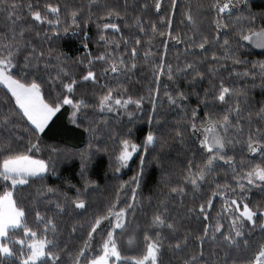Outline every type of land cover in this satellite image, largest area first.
<instances>
[{"label":"snow or ice","instance_id":"obj_1","mask_svg":"<svg viewBox=\"0 0 264 264\" xmlns=\"http://www.w3.org/2000/svg\"><path fill=\"white\" fill-rule=\"evenodd\" d=\"M245 2L246 0H236V3L233 0H209L206 5L198 4L195 8L189 2L183 6L180 21L188 31L181 32L174 28L175 11L180 7L178 0H169L168 12L159 16L158 21L147 22L145 13L154 9L153 14L158 15L165 8L163 0H151V3L148 0L143 3L133 0L131 4L129 0H124L123 4L120 0H85L79 6L71 5L65 0L63 10L59 3H46L41 9L31 3L22 5L16 3V0H0V14H3L10 32V35L0 39V85L6 89L7 102L11 105L14 100L10 111L0 116V128L9 130L8 135H0V264H62L65 256L67 264H165L162 258L165 238L161 231L164 228L175 241L174 244L168 243V249L173 253L176 264H264V240L256 242L253 247L244 231L251 226L252 229L258 227L264 232V202L252 206L246 197L247 190L252 186L264 191V103L256 110L247 108V91L226 85L219 75L230 60V75H251L255 79L258 69L260 86L264 88V61L253 62L252 68L238 71L247 61L236 57L227 37L230 28L239 26L238 35L241 40L264 48V24L256 28L255 14L240 15L232 24L225 19L226 14L230 16L237 10L236 4ZM25 8L32 23H23ZM202 9L214 14L211 20L214 36L210 37L203 28ZM133 12L136 14L129 24V16ZM261 18L264 20V13ZM69 21L77 28L81 22L85 27L95 22L100 32L99 40L104 41L105 50L99 55H93L88 43L83 42L85 54L73 61V65H83L82 70H75L68 63L69 58L65 53L51 47L45 50L31 39H26L36 23L40 26L47 24L53 32L58 33L61 26L67 25ZM120 21H123L125 27L138 29V34L132 37L121 35L124 53L110 50L109 45L115 44L119 48L120 44L106 35V30L109 29L113 33H120ZM63 31L67 32L68 28L65 26ZM84 35L87 38L88 33L85 32ZM222 35L224 39L221 42ZM36 36L50 40L46 33L42 36L36 31ZM157 37L162 38L159 45L165 51L158 54L159 61L154 62L151 59L154 55L151 49ZM169 41L183 43L186 56L197 55L193 52L195 49L207 53L214 45L220 46L221 54L212 51L211 60L206 56L200 61L185 59L173 66L165 60ZM141 46H145L143 62L151 67L156 85L148 90L152 104V111L148 115L149 130L143 140L137 143L130 138L132 130L129 129L120 138L116 150L110 154L115 172L119 173L129 167L134 156L140 158L139 171L129 181L120 183L116 188L114 201L106 203L103 209L90 215L85 224L72 225L70 237L78 228H87L81 246L72 247L69 243H64L61 248L57 239L60 232L55 222L56 217L66 209L87 211L88 194L97 187V182L89 179L86 171L91 154L81 153L80 175L84 188H76L74 196L47 185L35 189L34 203L47 199L49 195L55 197L51 201L55 207L52 215L35 211V227L27 222L29 209L16 198V190L18 186H27L33 180H43L44 174L49 171L46 161L35 158L33 153L42 151L43 133L49 121L64 106L71 108V123L80 126L87 121L84 130L93 139L101 128L109 127L107 113L114 112L117 116L126 114L132 118L135 114L128 111V106L135 104L137 110L141 109L144 97L134 99L129 95L125 98L127 88L120 83L115 87L102 85L107 90L95 105H89L86 100L89 95L88 86L95 88L100 83L95 70L96 62H103L102 72L105 75L112 73L128 76L138 66ZM202 64L208 65L206 70H201ZM29 68L33 69L31 74L26 71ZM43 75L47 76V80L42 78ZM165 76L174 83L184 77L185 82L193 89L188 92L177 85L175 94L168 91L164 93L170 105L183 109L176 126L170 130L173 133L170 137L157 134L151 128L157 111L160 84ZM205 78L208 79L209 87L204 88L201 94L195 90V84ZM217 79L219 83H216ZM46 87L48 91H45ZM164 87L167 89L168 85L165 84ZM193 95L196 97L195 106H188L184 102H189ZM225 104L227 108L221 110L220 106ZM90 107L97 110L99 119H89L87 112L81 115L82 110ZM21 128L23 134H18L17 130ZM188 136H195L198 140L202 162L194 168L193 160H189L187 167L181 170L180 176L173 182V176L167 171L164 160L161 156L156 157L162 170L161 182L167 191L161 190L155 197L156 208L144 226L137 223L129 232L137 205L142 204L138 189L147 154L150 150H156L157 146L162 154L163 149L168 146L169 138L185 143ZM237 144L242 146L241 151L246 149L248 153L241 156L239 163L234 154ZM97 151L107 152L108 149L97 147ZM230 151L232 155H229ZM256 154L260 160L254 163ZM217 161H223L230 169L231 181L226 178L224 183L217 182ZM205 181L211 188L207 199L202 194V184ZM132 184L135 187L131 188V201H121V192ZM216 197L222 199L223 204L220 212L213 217L211 213ZM153 198L149 195L147 200L151 202ZM189 198L192 203L186 204L185 201ZM121 203L124 204L123 207L119 206ZM129 213H133L131 220ZM117 230L128 233L127 243L136 247H139L138 236L142 232V250L136 254L124 255L117 240ZM97 234H100L99 251L93 247ZM168 264L172 262L169 261Z\"/></svg>","mask_w":264,"mask_h":264},{"label":"trees","instance_id":"obj_2","mask_svg":"<svg viewBox=\"0 0 264 264\" xmlns=\"http://www.w3.org/2000/svg\"><path fill=\"white\" fill-rule=\"evenodd\" d=\"M71 5L79 6L81 3H84L85 0H68ZM124 0H120V3L123 4ZM133 0H129L131 4ZM141 3L144 0H140ZM151 3V0H148ZM180 7L175 11V23L174 28L177 31L187 32L188 29L185 25H181L180 21L182 19L183 6L191 2L195 8L198 4H207L209 0H178ZM236 3V0H233ZM16 3L27 5L29 3L34 6H39L41 9L44 8L46 3H59L63 10L65 0H16ZM165 8L161 10L158 15L153 14L154 9L145 13V21L156 20L158 21L159 16H163L168 12L169 0H163ZM236 11H233L231 15H225V19L229 21L230 24L240 15L247 16L249 13L256 15L255 26L259 28L264 24V20L261 18V14L264 13V0H246L243 4H236ZM139 9L136 10L138 12ZM133 12L129 16V24H131L132 17L136 14ZM203 18V28L209 34V36H214L215 32L212 29L211 20L213 13L206 12L204 9L201 10ZM25 20L23 23L28 24L32 23L31 17L27 14L26 8L24 9ZM85 11V15H86ZM54 18V17H53ZM95 19V18H94ZM121 32L113 33L110 29L106 30V35L109 38H114L119 42V48H116L115 44L109 45V49L115 51L116 53H124L125 46L123 41L120 40L121 35L125 37H132L138 34V29L125 27L123 21H120ZM68 28V31H63L64 27ZM47 30V31H46ZM36 31H39L42 36L47 35L50 40L42 39L41 37L36 36ZM239 26L230 28L227 31V37L230 41L231 48L233 49L236 57L241 60L247 61L246 65H242L238 68V71H243L244 68H252L253 62L264 61V49H256L247 41L240 39L238 35ZM87 32L88 36L85 37L84 33ZM190 34V33H189ZM5 35H10L9 27L7 22L3 18V14H0V39ZM100 32L97 29L95 22L89 23L86 27L81 22L80 27L77 28L71 25V22L67 25H62L60 31L53 32L52 29L44 24L40 26L39 23H36L34 30L26 35V39H31L38 47H42L47 50L49 47L55 49L56 51L65 53L67 55L68 63L73 65V61L78 57H81L85 54L86 50L83 47V42H87L89 45V50L93 55H99L105 50L104 41L99 40ZM162 38L157 37L154 41L151 51L153 56L151 57L152 61L158 62L159 55L164 53L165 49L162 45H159V41ZM221 42L224 39L222 35L220 37ZM159 45V46H157ZM131 44L128 46V51H130ZM185 45L183 43L176 44L173 41H169V46L167 49V54L165 60L167 63L173 64L175 66L177 63L183 62L185 59L192 60L196 59L200 61L201 58L207 57L208 60H211L212 51H216L217 54H221L220 46L214 45L209 48L207 53L202 50L195 49L194 53L197 55H185L184 54ZM145 46H141L139 50L138 57V66L137 68L128 76L117 75L109 73L107 75L103 74L102 68L104 67L103 62L95 63V70L99 75L100 83L92 88L91 85L88 86L89 95L86 97L87 103L89 105H95L98 102L99 97L106 91V88H103L102 85L108 84L115 87L117 83L123 84L127 88V92L124 94L125 98L127 96H132L134 99L144 97L142 101V106L140 110H137L135 104H130L128 106V111L133 112L135 115L132 118H129L126 114L117 116L116 113H107L109 117V127L107 129L101 128V131L97 133L96 138L93 139L87 132H85L84 127L87 124L85 121L80 126L71 123L69 119V113L71 108L69 106H64L59 113H57L52 120L49 121L46 131L43 133V144L42 151L34 152L33 155L37 159H43L49 166V171L44 174L43 180H33L27 186H18L16 190V198L29 209L27 222L35 227L34 222V213L36 210L40 211L44 215H52L55 212L54 204L51 203L55 199L54 196L49 195L47 199H41L39 202L34 203L35 189L44 185L58 188L61 192H67L69 196H74L76 188L83 189L84 183L80 175L81 172V153L89 152L91 158L87 161V173L88 178L95 180L97 182V187L94 191L89 192L88 194V210H72L66 209V211L56 217V224L60 235L58 236V242L63 248L64 243H69L72 247H79L82 245L83 238L86 236L87 228H78L77 232L73 234L72 237L69 236L73 224H85L88 217L94 214L96 211L103 209L105 204L114 201L116 199V188L119 187L122 181H129L133 175L139 171V156H134V158L129 162L130 166L122 169L119 173L114 171L115 165L110 161V154L113 153L119 145V140L122 136L128 133V130L131 129V139L139 143L143 140L145 133L149 130L148 124V115L152 111L151 100L149 99V87L155 88V83L153 82V73L152 69L148 64L143 62ZM179 57V59H177ZM22 60V58H21ZM221 63H225L221 61ZM42 67V65H41ZM83 65H73L75 70H82ZM201 70H206L208 65H200ZM29 74L33 69L29 68L26 70ZM232 71V62L229 60L226 62V68L221 70L219 75L223 77L226 85L231 86L237 90L245 89L247 91V108L251 110L259 109L262 103H264V88L261 85V79L258 74L255 76V79L251 75L248 77L237 76L235 74L230 75ZM130 76V78H129ZM42 78L47 80V76L43 75ZM216 83H219L217 79ZM167 84L168 88L165 89L164 85ZM179 85V88L184 89L185 91L191 92L192 86L185 82V78L181 77L175 83L169 81L167 77H163L160 84V95L157 100V111L154 115L151 128L157 132V134H163L167 137H170L173 133L170 131L176 126L177 121L182 114L183 109L178 108L175 105H170L167 101V98L164 96L165 91L172 92L175 94V90ZM209 87L208 79L205 78L203 81H198L195 84V90L203 94L204 88ZM45 91H48L47 87ZM79 92V90H78ZM6 89L0 85V116L10 111L11 105H14V100L11 102V105L7 102ZM10 95V94H8ZM77 98H80L77 95ZM188 106H195L196 97L193 95L189 102H184ZM227 105H221L220 109H226ZM87 112L89 119L97 120L99 115L95 108H88L82 110ZM202 114V113H201ZM246 115V113H245ZM255 129V125L253 126ZM113 130H115V136L113 137ZM18 134H23V129L17 130ZM245 132H247V126H245ZM9 130L0 128V135H8ZM113 137V138H110ZM91 142V147H90ZM24 143H27V137L25 136ZM97 147L100 149L107 148L108 151H97ZM242 146L237 144L235 146V156L237 163H239L241 156H246L248 153L246 149L241 151ZM199 143L196 140L195 136H188L185 143H181L178 140H172L169 138L168 146L163 149V153L157 146L156 150H150V153L147 154V159L144 165L143 175L140 179V188L138 189V196L142 201V204L137 205L135 212V219L131 220L133 213H129V218L131 220L129 232L131 228L134 227L137 223L144 226L145 222L150 218L151 213L155 210L157 205V199L161 190L167 191L163 187L161 182L162 170L158 165L156 157L161 156L164 160L167 171L170 172L173 176V182L175 179L180 176L181 170L185 169L188 165L189 160H193V167L195 168L196 164L202 162V157L199 152ZM233 153L230 151L229 155ZM251 158V157H250ZM260 157L258 154L255 155L253 162H259ZM216 174L219 179L217 182L224 183L227 178L228 181H231V171L224 164L223 161L216 162ZM2 183V182H0ZM135 187L134 184L128 185L127 190L121 192L120 199L121 201L130 202L131 201V188ZM189 185V190H190ZM214 187V185L212 186ZM2 191V188H0ZM202 194L204 198L207 199V195L211 194V188L207 181L202 184ZM152 195L154 198L151 202L147 200V197ZM246 197L250 205L255 206L258 202H264V191H262L257 186L250 187L246 192ZM186 204H191V199L185 201ZM199 201H197L198 206ZM171 207V202H169ZM223 200L219 197L215 198V206L212 209V216L214 217L216 213L220 212L221 205ZM123 207L124 204L119 205ZM227 222H225L226 225ZM187 226V225H186ZM195 227V225H192ZM42 227V226H41ZM162 235L165 238V245L162 250V258L165 264H168L169 261L172 264H176L173 257V253L168 249V243H175L171 239V236L166 228L162 229ZM245 237L248 238L253 247L256 242L264 240V232L257 227L252 229L251 226L245 228ZM22 234V233H21ZM15 235V234H13ZM106 235V233H104ZM154 235V233H153ZM98 239L95 240L93 247L99 251V243L97 244ZM117 240L121 244L124 255L136 254L138 251L143 248V233L141 232L138 236L139 247L135 245H129L127 243L128 233H120L117 230ZM100 242V238H99ZM207 248L208 245L206 244ZM8 264V262H5ZM62 264H67V257L65 256L62 260Z\"/></svg>","mask_w":264,"mask_h":264},{"label":"rangeland","instance_id":"obj_3","mask_svg":"<svg viewBox=\"0 0 264 264\" xmlns=\"http://www.w3.org/2000/svg\"><path fill=\"white\" fill-rule=\"evenodd\" d=\"M248 42V41H247ZM248 43H250L253 47H255L256 49H264V48H262V47H257L255 44H253V43H251V42H248ZM99 238H100V234H97V236H96V239H98L97 240V244L99 243Z\"/></svg>","mask_w":264,"mask_h":264}]
</instances>
